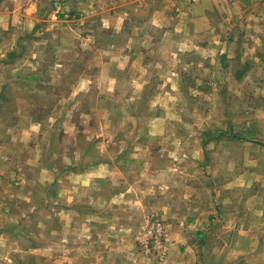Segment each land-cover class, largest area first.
Masks as SVG:
<instances>
[{
  "label": "rangeland",
  "instance_id": "374dc122",
  "mask_svg": "<svg viewBox=\"0 0 264 264\" xmlns=\"http://www.w3.org/2000/svg\"><path fill=\"white\" fill-rule=\"evenodd\" d=\"M53 1L26 0L19 3L24 4L22 9H34L37 28L32 30L26 24L4 38V41L11 37L21 42L17 53L26 68L22 81L10 78L5 82V71L0 68V86L6 85L9 89L3 92L4 97L7 102H13L15 98L24 101L22 117L24 120L33 116L39 118L37 122H40L39 132L43 139L38 142V135L32 136L28 146L23 148L22 151L29 156L26 159L31 163L30 172H26L19 166L20 158L13 156L10 159V151L14 148L12 144L7 146L3 143L4 137L0 136V186L4 187L0 188V198L4 197L2 202H9L0 203V232L6 228L8 244L13 249L35 250L34 254L11 253L8 257L1 254L0 264H9L10 261L51 264L53 248H79L85 245L82 242L85 236L90 239L89 246H96L93 227L100 223L92 220L101 215L110 219L109 216L121 208L113 204L110 186L105 182L101 189V185L97 188L95 183H90L77 187L79 192L70 194L64 189L63 181L58 183L59 174L56 173L62 172L66 166L77 165L80 169H87L99 161L110 163L112 151L122 146L115 141L118 137L124 145L121 150L143 151L144 155L158 151H183L181 161H185L176 163L188 172L192 167L199 169V182H194L199 184L202 205L205 201L219 198L217 191L229 192L231 198L237 200L236 193L244 189L241 185H251L250 182L264 184V174L261 181L254 182L252 178L247 179L248 174L241 173L260 164L255 157L256 151L241 146L247 140L256 144V133L261 129L257 125L260 94L255 90L249 94L241 91L243 83L237 77L241 72L251 74L253 61L250 65L247 63L248 70L244 71V65L238 58L231 62L223 60L219 46L212 48L203 44L207 35L202 33L197 36L201 42L198 52H191L190 47L179 51L180 48L171 44L175 38L174 23L167 26L169 28L164 33L158 26L175 22L177 17L166 9L164 0H149L146 4L141 0H71L70 5L66 3L69 1L55 0L58 1L55 6ZM188 1L195 3L201 0ZM2 2L15 4L11 0ZM118 6L120 13L117 17L115 11ZM55 12L59 16L53 19ZM65 14L70 18L65 19ZM86 18L90 19V24L98 18L97 26H93L95 23L84 26L86 22L81 26L80 22ZM82 38L88 39V47L81 48L79 42L55 45V40L65 39L72 43ZM142 44L146 54L150 52L152 58L158 55L156 59L161 63L150 64L154 69L148 78L137 81L128 77L130 63L126 60L134 54L138 56L142 52ZM114 74L118 77L113 78ZM255 76H249L246 84L255 87ZM135 80L136 85L146 80L145 92H133L137 91L133 85ZM21 83L28 92L19 94L15 91ZM7 105L6 110L0 109V128L2 121L15 119L12 117L15 110L10 107L13 104ZM103 139V146H100ZM40 149L50 155H46L43 166L49 167V163L51 170L48 174H35L40 180L34 182V169L42 164L41 160L38 163L35 160L37 153L42 152ZM223 149L232 154L227 163L230 167L232 165V174L221 170L225 162L222 157H211L214 150L219 152ZM104 152L105 159L102 158ZM242 154L247 156L243 158ZM16 161L18 163L12 166ZM158 161L164 162V159ZM103 179L111 180L109 177ZM227 185L230 187L222 189ZM70 195L75 200L63 201ZM30 196L35 205L19 203ZM58 199L60 204H54ZM64 213L68 220L77 213L87 219L81 221L80 216H75L72 219L74 224L69 222V237L55 238L51 231L60 229L59 217L66 216ZM81 225L91 230L79 233ZM148 230L154 232L153 236H147ZM133 240L139 254L156 263L164 261L171 239L167 223L154 211L143 218Z\"/></svg>",
  "mask_w": 264,
  "mask_h": 264
},
{
  "label": "crops",
  "instance_id": "0c3cea01",
  "mask_svg": "<svg viewBox=\"0 0 264 264\" xmlns=\"http://www.w3.org/2000/svg\"><path fill=\"white\" fill-rule=\"evenodd\" d=\"M66 1H69L66 3L70 5L73 0ZM141 1L146 4L149 0ZM24 2L26 0H11L12 4L15 3L12 6L5 5L0 0V65L3 66L0 68L5 71L4 82L10 78L22 81L26 74L24 61L20 60L21 57L18 58L17 53V47H20L21 42L11 37H7V40L4 41L6 35L24 28L26 24H29L32 30L37 28V23H34L37 21V18L33 16L34 9L30 7L22 9L24 4L20 5L19 3ZM57 2L53 1L54 6ZM164 2L166 9L173 11L177 17L175 22L157 25L163 28L161 31L164 33L169 28L167 26L174 23L171 26L174 29L175 38L171 40V44L180 48L179 51L190 47L191 52L194 50L198 52L201 42L197 36L202 33L207 35L206 42L203 44L212 48L219 46L223 60L231 62L238 58L240 64L244 65V71L248 70L247 63L249 65L252 61L255 63L251 64V67H254L251 68V74L248 71L241 72L237 77L243 83L240 85L241 91L249 94L255 90L257 94H260L261 103L257 107L260 118L257 125H260L261 129L256 133V144L249 143L250 140L241 143L244 148L256 151L255 157L260 164L253 165L247 171L242 170L241 173L248 174L247 179L252 178L254 182L261 181L264 174V84L262 83L264 79V0H201L195 3H190L188 0H164ZM118 8L119 6L115 11L117 17L120 13ZM100 20L104 21L103 18ZM92 22L95 24H90V19L86 18L80 24L81 26L83 23L84 26L94 24L93 26L96 27L98 18ZM69 30L72 31V28ZM165 34L168 33L165 32ZM75 42H79L81 48L89 45L88 39L84 38L72 41V43L65 39L55 40V45L66 46ZM141 49L142 52L138 56L134 54L132 57H128L129 60H126L130 63L127 70L128 77L137 81L148 78V74L154 69L150 64L161 63L160 59H156L158 55L152 58L150 57L152 55H149L150 52L147 53L148 55L146 54L144 45ZM129 50L132 51L131 48ZM14 52L16 56H13ZM37 64L38 62L35 65ZM117 66L119 67V65ZM253 75H256L254 77L255 87L246 84L248 77H253ZM117 77L115 74L113 75V78ZM136 80L133 81V85L137 91L133 92H145L143 86L147 85L146 80L138 85L135 84ZM7 87L6 85L0 86V109L6 110L9 107L7 104H13L10 107L11 110H15V115L12 116L15 119H9V122L8 120L2 121L0 136L4 137L3 143H6L7 146L12 144L11 147L14 148L10 151V159L13 156L20 158L19 166H22V171L25 169L26 172H30L31 163L26 159L29 156L22 150L28 146L27 142L32 139V136L38 135V142L43 139L39 132L40 122H37L39 118L33 116L24 120L22 117L24 101L15 98L13 102H7L3 94L8 89ZM228 88L230 92L231 87ZM27 89L21 83L15 91L23 94L28 92ZM120 138L118 137L115 141H119L122 146L119 145L117 150L112 151L110 163L107 160L99 161L98 164L87 169H80L81 167L72 165L64 167L62 172L57 171L56 174H59L58 183L63 181L64 189L70 194L78 191L77 187L81 188L82 185H89L90 183H95L97 188L101 185L100 187L103 189L105 182H107L112 190L113 204L121 208L115 214L112 213L109 216L110 219H105L101 215L92 220L100 223L93 227L95 234L92 236L95 237L93 241L96 246H89L90 239L88 240L85 236L82 240L85 245L82 246V244L79 248H53L51 250V264H264V184L257 185L258 183L250 182L251 185H241V187L244 186V189L236 193L237 200L231 198L229 192L217 191L219 198L205 201L202 205L201 192L198 189L199 184L196 183L199 182V169L192 167L188 172L176 163L185 161L184 159L181 161L183 151L180 149L176 152L173 150L158 151L155 154L150 152L144 155L143 151L121 150L124 145ZM101 141L100 146H103L104 139ZM41 151L40 149L39 152ZM100 151L103 152L104 149H100ZM218 151L214 150L211 157L216 155L222 157L225 162L221 166V170L223 169V172L227 171L229 174L232 165L230 167L227 163L232 154L227 149ZM43 152L46 151L43 150L41 153ZM41 153H37L35 159L37 163L41 160L42 164L39 168L35 167L34 169L32 177L34 182L40 180L39 177L34 176L35 174H48V170H51L49 163V167L43 166L47 154ZM177 153L180 155H176ZM244 155L247 156V154H242V157ZM154 157L160 158L155 159ZM102 158L105 159V152ZM163 159L164 162L158 161ZM168 159L171 160L168 161ZM16 163L18 161L9 164L14 166ZM161 164H164L165 167ZM105 177H109L111 180L103 179ZM229 187L227 185L222 189ZM0 188L4 189L1 186ZM34 188L39 187L34 186ZM224 194H227L226 197ZM207 197L208 195L205 196V198ZM3 200L4 197L0 198V203H9L8 201L2 202ZM64 200L69 203L75 199L70 195ZM57 201L54 200L53 203L60 204L59 201L61 200L58 199ZM19 203L24 205L36 204L31 196L24 197L23 201H19ZM154 211L158 212L167 223V230L171 239L164 255V261L156 263L153 259H144L139 254L133 240L143 223V218L146 214ZM69 212L73 213L70 210ZM64 214L66 216L59 217L60 229L51 231L55 238L69 237V229L71 228V225L68 228L69 222L74 224L72 219H75V216H80L81 221L87 219L77 213L71 215L72 217L68 220L67 214ZM59 215H61L60 212ZM88 229V227L81 225V231L78 232H85ZM7 238L5 228L4 232H0V255L3 254V257H8L11 253H35V250H25L20 247L13 249L8 244ZM9 264L19 263L10 261Z\"/></svg>",
  "mask_w": 264,
  "mask_h": 264
},
{
  "label": "built area",
  "instance_id": "2783aa9c",
  "mask_svg": "<svg viewBox=\"0 0 264 264\" xmlns=\"http://www.w3.org/2000/svg\"><path fill=\"white\" fill-rule=\"evenodd\" d=\"M193 1H196V0H193ZM197 1H198V0H197ZM58 14H59L58 12H55V13H54V16H53V19H55L56 17H58V16H59ZM64 17H65V19L70 18L69 15H67V14H65ZM146 234H147V236H153L154 232L151 233V231L148 230V231L146 232ZM160 234H161V230L159 229V235H160ZM158 243H159V242H157V244H156L157 246H158Z\"/></svg>",
  "mask_w": 264,
  "mask_h": 264
}]
</instances>
